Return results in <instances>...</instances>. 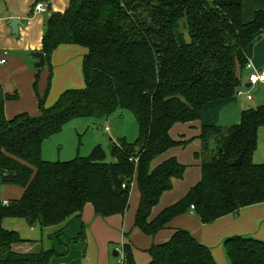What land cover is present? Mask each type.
I'll return each instance as SVG.
<instances>
[{
    "label": "trees",
    "instance_id": "16d2710c",
    "mask_svg": "<svg viewBox=\"0 0 264 264\" xmlns=\"http://www.w3.org/2000/svg\"><path fill=\"white\" fill-rule=\"evenodd\" d=\"M243 16V0H70L64 13L50 15L42 41L49 82L54 52L76 45L88 51L85 88L65 91L49 108L39 98L38 116L7 119L5 104L17 95L5 94L0 86V188L22 191L8 205L0 199V264H51L59 255L56 249L17 253L13 246L24 240L4 228L5 219L33 221L42 229L62 226V233L88 204L99 218L124 216L134 181L140 193L134 227L150 238L192 206L207 225L264 203V163L254 161L264 127L261 106L244 111L238 125H202V151L195 154L202 160L201 180L183 199L154 213L188 169L176 158L155 164L189 144L171 137L173 127L202 121L206 106L237 98L242 87L248 49L264 34V11L250 23ZM123 110L134 115L139 138L133 146L124 139L113 142L115 162L107 161L101 146L86 158L43 160V144L71 122L98 123ZM86 229L82 224L67 248L79 243L85 250ZM223 248L230 264H264V241L233 236ZM135 249L130 243L122 247V264H137ZM147 253L149 264H218L210 247L182 229Z\"/></svg>",
    "mask_w": 264,
    "mask_h": 264
},
{
    "label": "crops",
    "instance_id": "0c3cea01",
    "mask_svg": "<svg viewBox=\"0 0 264 264\" xmlns=\"http://www.w3.org/2000/svg\"><path fill=\"white\" fill-rule=\"evenodd\" d=\"M69 2L70 0H0V61L2 59L6 60L5 64L0 63V86L5 94L11 96L17 95V100L8 101L5 104V114L8 113V115H10V112L12 114H15V116L23 113L28 114L27 111L21 113L22 110L29 111V109L27 108L16 112L17 107H15L13 111L14 106L12 103L18 102L20 96L24 97L25 93L27 94V97L35 98V100L31 104V107L34 109L32 113L30 111L29 112L32 116H38L40 114V110H38L39 98H46L45 106L49 108L56 103V101L65 91L72 89L80 90L85 88V81L83 77V57L87 54L88 51L85 48L76 45H63L54 52L52 56V81L49 82L50 70L48 67H45L44 70L41 71V80L38 86L37 95L35 94L31 83L33 82L34 74L37 75L36 80L39 77L40 69L34 68L37 60L33 59L30 53L42 52V41L46 30V20L53 12L64 13L69 6ZM37 4H45L48 7V11L46 13L37 14L35 12V7ZM246 6L250 10L251 15L249 17H246L244 9L243 17L245 23L252 22L255 19L256 12L264 11V3H257L254 0H248ZM13 18H21L26 23V28L20 30L19 39L12 35L11 30L8 27L9 22ZM247 58L258 69L264 66V34L262 35L260 40L250 45ZM32 67L35 71L32 69ZM20 71L26 72V74L29 75V79L26 82H22L20 80ZM249 74L250 71L246 69L242 73L241 89L245 91L247 89V92H249L250 94H252L253 91H260V96L258 99L255 98L252 94L253 101H249L245 97H243L242 99H246V102H242L239 99L237 100L235 97L228 101L211 103L205 107L202 121L192 124L175 125L171 130V137L175 141L189 142V144L192 141L197 140V142L200 143L199 145H202V142L198 139L202 125H213L211 120L212 117H214V114L211 117H208L207 115L209 109H213L215 113L217 107H219V111L223 112L224 110L222 109V106L224 105V103L226 105L225 110L233 108L235 109L236 106H240V109L243 110V112L246 109H257L258 107L264 106V84L257 87H250L248 84ZM9 77L12 80H16L17 82L19 81L24 89L22 90L21 87L16 86L17 90L13 92V86H9L8 84H6ZM6 117L7 119H12L7 115ZM179 127H181V129H179ZM197 128L199 129V134L190 137V135H188L190 129L196 130ZM189 144L170 150L165 155H163L155 164H158L159 162L170 158H176L181 164L185 165L186 156L183 155L182 150L186 149ZM200 150L194 152V157L195 154L200 153ZM200 163L202 165L201 160ZM201 165L199 168L200 175ZM187 173L188 169L185 174L186 177ZM196 176L197 175H195V177ZM183 180L173 181V189L170 192L165 193L162 197L164 198L168 196V198L164 202V207H160V209H158L157 207L154 211L155 214L160 213L165 208L174 205L175 203L183 199L188 194L190 189L195 186L180 184ZM5 189H14L15 197H10L9 199L5 197L0 198L2 201L18 199L22 194V191L17 187H6ZM137 209L133 217V222L131 221L130 223L123 220V236H121V238L119 239L118 244L120 247L116 248V250H119V254L122 256L123 263L124 257L122 247L125 244L130 243L133 247L136 248L134 250V257L136 256L137 259L136 263L149 264L151 261L150 256L148 255L147 260L143 262V260H141V253L137 248V246H141V244L142 246L149 245V243L144 239H142V242L140 240H137L139 236L138 234H142V232H138V229L134 227V220ZM84 210L86 211H83L81 218L70 221V223L67 224L62 233H59L62 230V226L42 229L39 224H34L32 225V227L37 226V229H26L25 233L22 234V226L26 227V222L29 224L28 221L23 219H5L3 222V226L6 230L18 232L23 238V243L13 246V249L17 253L39 254L44 251L56 249L57 254L59 255L53 257L51 264H115V261L111 259L113 253V238L105 231V226L103 227L101 237H99V234L95 232V230L89 232V226H87V247L85 250L79 243L70 244L68 248L67 244L68 241L76 238L75 234L79 230V225H77L78 221H80L81 223L82 221H84L86 222L85 224H90L94 220L96 222L100 221L99 223H102L101 221L105 220L107 222L111 221L112 224L119 225L121 224L120 219L125 217L129 210L124 216H114L105 219L99 218L95 215L92 205H86ZM91 213H93L95 216H93V214ZM93 217H95L94 220H92ZM169 226V229L161 231L158 235L152 238L155 240L156 244L167 242L172 237L175 230H186L190 232L203 245L211 248L213 257L218 264H228L225 260L226 254L223 248V241L226 238L233 236H249L264 241V203L243 208L237 214H231L222 217L214 223L207 225L202 224L197 218L196 214L190 210L188 214L175 218ZM28 231L30 232L29 235ZM37 232L38 234L36 235ZM79 233H77V236ZM55 239H57L59 246L55 242ZM95 240L97 242H94ZM28 245H30L31 247H29ZM67 249L69 250L68 254L64 255V251Z\"/></svg>",
    "mask_w": 264,
    "mask_h": 264
},
{
    "label": "rangeland",
    "instance_id": "374dc122",
    "mask_svg": "<svg viewBox=\"0 0 264 264\" xmlns=\"http://www.w3.org/2000/svg\"><path fill=\"white\" fill-rule=\"evenodd\" d=\"M247 2L248 0H244V9H245L246 17L247 16L249 17L251 15V12L246 6ZM45 25H46V22H45ZM34 68L32 67L33 70ZM43 70L44 68L39 70L40 74L37 80H36L37 75L34 74L33 82H31L33 86L32 88L36 95L38 93V86L41 80L40 79L41 71ZM19 74H20V80L22 82H26L29 79V75L26 74V72L20 71ZM6 84H8L9 86H13V89H12L13 92L17 90L18 86L21 87L22 90L24 89L19 81L17 82L16 80H12L10 77L7 79ZM252 94L254 95L255 98L258 99L260 96L259 95L260 91L258 92L253 91ZM43 99L46 100V98H43ZM236 99L237 100L239 99L242 102H246V99H242L238 97ZM34 100L35 98H29L27 97V94L25 93L24 97L20 96L18 102L12 103L14 106L13 111L15 107H17L16 112L24 108H27L32 113L34 108L31 107V104ZM225 106L226 105L224 103V105L222 106V109L224 110L223 112L219 111V107H217V110L215 111V113L213 109L208 110V115H207L208 117H211L214 114V117H212V120H211L212 124L219 126V127H224V128L240 124L242 120V114H243V110L240 109V106H236L235 109L233 108V109H228V110H225L226 108ZM38 110H39V106H38ZM25 111H27L28 114L32 116L28 110H22L21 113ZM9 114L10 115L6 113V115L9 118L10 117L13 118L15 116V114H12L11 112ZM179 129H181V127H179ZM198 132H199L198 128L196 130L190 129L188 135H190V137H193L195 135H198L199 134ZM138 138H139V128H138L137 121L134 115L130 111L123 110L121 115L118 114V116L114 118H111L106 121H101L98 123L94 121H90V120H75L71 122L63 129V131L59 135L52 137L51 139L47 140L43 144L42 157H43V160L49 161V162H69V161L76 159L77 157H82V158L89 157L96 147L101 146L107 153V161L110 163H113L115 162V158L112 156L113 142H118L124 139L129 145L133 146L137 143ZM199 144L200 143H198L197 140H194L188 145L186 149L182 150L183 155L186 156L185 166H188L187 177L185 176L184 180L181 181L180 183L182 185H188V186L193 185L194 186L200 181L201 175L199 174V170H200L199 168L201 165L200 163L201 159H196L194 157V152L199 151L200 148L202 147V145H199ZM201 151H202V148L200 150V153ZM254 160L256 163H260V164L264 163V127L261 128L259 131L258 148L255 154ZM195 175L197 176L195 177ZM4 197L8 199L10 197L14 198L15 197L14 189H5V187L0 188V198H4ZM167 198L168 196L161 199L158 205V209H160V207H164V204H165L164 202ZM139 201H140L139 190H138L137 182L134 181V183L132 184V191H131V196H130V209L128 213L126 214V216L120 219L121 224L115 225V224H112L111 221L107 222L105 220L101 221L102 223H99L100 221L96 222L94 220L95 217H93L92 220L94 221H92L90 224H85L86 222L84 221H82V223L78 221L77 225H79V230L77 233H79L80 227L82 226V224H84L86 226H89L88 228L89 232H91L92 230H95V232L99 234V237H101L102 232H103V227L105 226L106 228L105 231L108 234H110V236L113 238V241H112L113 242V246H112L113 253H112L111 259L115 261V264H122V256L119 254L120 256L114 257L113 254L115 251H117L116 248L120 247L118 244V241L121 238V236H123V231H122L123 220L125 222H130V223L131 221L133 222V217L139 205ZM85 211L86 210H84V212ZM93 216L95 215L93 214ZM26 224H27L25 225L26 227L22 226L21 228L22 234L25 233L26 229L27 230H30V228L37 229V226L32 227V225H30V223L28 224L27 222ZM137 231L140 232L139 230ZM77 233L75 234V237H77ZM29 234L30 232L28 231V235ZM37 234L38 232L36 233V235ZM138 235L139 236L137 240H140L142 242V239H144L146 240V242L149 243L148 246L146 245L142 246V244L141 246H137L138 250L141 253V260H143L144 262L148 258L147 251L153 245V243L156 244V242L154 239L146 237L145 235L141 233ZM55 242L58 244L57 239H55ZM94 242H97V241L95 240ZM28 246L31 247L30 245ZM117 252H119V250ZM225 256H226L225 260L227 261L228 264H230L227 258V255ZM135 261L137 262L136 256H135Z\"/></svg>",
    "mask_w": 264,
    "mask_h": 264
},
{
    "label": "built area",
    "instance_id": "2783aa9c",
    "mask_svg": "<svg viewBox=\"0 0 264 264\" xmlns=\"http://www.w3.org/2000/svg\"><path fill=\"white\" fill-rule=\"evenodd\" d=\"M48 11V7L45 4H37L35 7V12L37 14L40 13H46ZM1 64H5L6 60L2 59L0 61ZM246 70L250 71V74L248 76V84L250 87H257L259 85L264 84V66L260 69L256 68L252 62L248 60V63L246 65ZM238 98L245 97L249 101H253V96L249 92L240 89L237 93ZM123 188H126V185H123ZM4 205H8L7 201H3ZM195 210L194 206L191 207V211L193 212Z\"/></svg>",
    "mask_w": 264,
    "mask_h": 264
},
{
    "label": "water",
    "instance_id": "95a60500",
    "mask_svg": "<svg viewBox=\"0 0 264 264\" xmlns=\"http://www.w3.org/2000/svg\"><path fill=\"white\" fill-rule=\"evenodd\" d=\"M8 27L10 28L12 35L16 37L17 39H19L20 30L26 28V23L21 18H13L9 22ZM31 56L37 60V62L35 63V68L43 69L46 67V59L42 52H33L31 53ZM122 182H124V178H122ZM30 224L33 225V221H31ZM113 255L115 257H118L119 252L115 251Z\"/></svg>",
    "mask_w": 264,
    "mask_h": 264
}]
</instances>
